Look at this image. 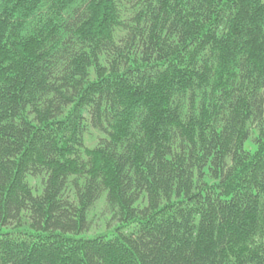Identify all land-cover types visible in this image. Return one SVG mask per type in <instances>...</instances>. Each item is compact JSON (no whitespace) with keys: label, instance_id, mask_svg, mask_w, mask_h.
Listing matches in <instances>:
<instances>
[{"label":"trees","instance_id":"1","mask_svg":"<svg viewBox=\"0 0 264 264\" xmlns=\"http://www.w3.org/2000/svg\"><path fill=\"white\" fill-rule=\"evenodd\" d=\"M0 264H264V0H0Z\"/></svg>","mask_w":264,"mask_h":264},{"label":"rangeland","instance_id":"2","mask_svg":"<svg viewBox=\"0 0 264 264\" xmlns=\"http://www.w3.org/2000/svg\"><path fill=\"white\" fill-rule=\"evenodd\" d=\"M95 135V133L93 134ZM94 137H90V136H86L85 137V143L88 147H92L95 144L94 141ZM245 147L249 150H253L254 146L251 142L246 143ZM103 207L102 202L98 203L97 207H96V212L98 213L100 211V208ZM102 230H104V226H103V220L99 219L98 217H94L92 219V223H91V227H90V231L88 232V235L92 236L94 234H96L97 232H101Z\"/></svg>","mask_w":264,"mask_h":264}]
</instances>
